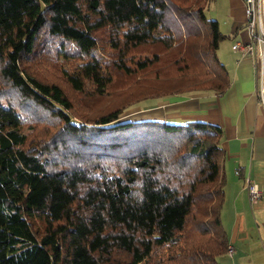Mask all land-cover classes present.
Masks as SVG:
<instances>
[{"label":"trees","instance_id":"obj_1","mask_svg":"<svg viewBox=\"0 0 264 264\" xmlns=\"http://www.w3.org/2000/svg\"><path fill=\"white\" fill-rule=\"evenodd\" d=\"M208 0H0V264H223L220 126L124 119L222 94Z\"/></svg>","mask_w":264,"mask_h":264},{"label":"crops","instance_id":"obj_2","mask_svg":"<svg viewBox=\"0 0 264 264\" xmlns=\"http://www.w3.org/2000/svg\"><path fill=\"white\" fill-rule=\"evenodd\" d=\"M228 13L229 20L223 24L232 41L219 44L217 49V56L228 72L226 91L220 95L205 91L161 98L138 107L141 117L137 118L166 122L201 120L220 126V145L225 153L222 170L228 190L227 210L224 202L221 219L224 213L229 230L236 232L237 229L239 238V243L233 245L230 238L234 234L226 231L233 253L224 260L227 264H246V239L251 237L257 240L252 251L261 260L259 264H264V114L257 103L258 78L254 63L232 48L247 38L242 0H229ZM246 177L262 193L261 201L255 205L249 200Z\"/></svg>","mask_w":264,"mask_h":264},{"label":"built area","instance_id":"obj_3","mask_svg":"<svg viewBox=\"0 0 264 264\" xmlns=\"http://www.w3.org/2000/svg\"><path fill=\"white\" fill-rule=\"evenodd\" d=\"M244 7V24L247 38L236 42L233 49L248 56L254 63L258 78L257 103L264 114V0H242ZM246 187L250 203H257L262 193L259 187L246 177ZM233 248L229 246L228 254L232 255Z\"/></svg>","mask_w":264,"mask_h":264},{"label":"rangeland","instance_id":"obj_4","mask_svg":"<svg viewBox=\"0 0 264 264\" xmlns=\"http://www.w3.org/2000/svg\"><path fill=\"white\" fill-rule=\"evenodd\" d=\"M228 4H229V0H208L206 5H205V8L203 10L204 12V15L207 19H213V20H217L218 21V24H219V29L220 31L225 35L224 39L220 42V45L223 44V42H225L226 44L230 43V41H232L228 36L230 35L229 32H227V28L225 27V25L223 24L224 21H228L229 20V13H228ZM159 99L161 98H151V99H147V100H144V101H141L139 103H137L136 105H134V109L132 108L131 110H127L124 115L122 116V118L126 119H141V118H137L138 116H140V110L138 107H141L143 105H147L149 103H153V102H157ZM168 122H180V121H172V120H169ZM245 181H246V178H245ZM224 190H225V195H226V198H228V190H227V185H226V180H225V185H224ZM259 202L261 200H258ZM224 202L225 203V211L227 210V202L228 200H225ZM251 206L255 205V204H250ZM254 207V206H253ZM252 207V208H253ZM227 216L223 213V218H222V224L225 231H227V233H229V235H233L232 238H230V242L232 243L233 242V245L237 243H239V238H238V233H237V229H236V232H233V230H229L230 228V225L228 224V221H227ZM237 241V242H236ZM230 243V246L232 245ZM257 244V240L254 239V238H251L249 237L248 239H246V250H247V255H248V258L246 259V264H259L261 260H259V258L255 255V251H252L253 248L256 246ZM255 258V259H254ZM226 259V258H224ZM223 258L221 259V262L223 264H227V262L224 260ZM245 264V263H243Z\"/></svg>","mask_w":264,"mask_h":264}]
</instances>
